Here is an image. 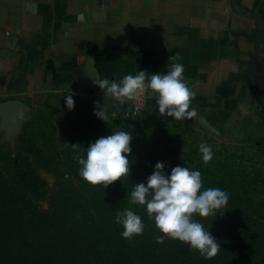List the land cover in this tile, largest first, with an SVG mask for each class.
Wrapping results in <instances>:
<instances>
[{
  "label": "crops",
  "instance_id": "obj_1",
  "mask_svg": "<svg viewBox=\"0 0 264 264\" xmlns=\"http://www.w3.org/2000/svg\"><path fill=\"white\" fill-rule=\"evenodd\" d=\"M172 55L208 120L251 108L250 83L264 76V0H0L3 87L20 70L35 73L33 88L101 101L95 77L164 73Z\"/></svg>",
  "mask_w": 264,
  "mask_h": 264
},
{
  "label": "trees",
  "instance_id": "obj_2",
  "mask_svg": "<svg viewBox=\"0 0 264 264\" xmlns=\"http://www.w3.org/2000/svg\"><path fill=\"white\" fill-rule=\"evenodd\" d=\"M68 93L62 91L54 95V102L34 110L23 124L14 152L0 148V264H226L228 259L217 255L206 258L177 239L157 243L155 237L162 233L145 206L129 204L135 183L145 182L157 161L165 163V173L182 164L201 170L199 141L193 137L180 147L185 144L180 135L155 137L132 129L128 131L132 134L129 176L107 187L93 186L79 175L80 165L74 156L85 154L86 146L100 136L127 130L111 118L102 121L94 115L96 105L76 94L71 93L75 106L68 110L64 99ZM170 142L176 145H161ZM209 163L206 170L211 174V160ZM222 167H226L225 162L218 165L216 180L203 182L206 188L215 183L226 189L227 173H221ZM45 174L54 181L49 183ZM42 200H47L46 207ZM129 207L141 215L145 225L144 232L131 240L121 236L122 226L115 222L117 211ZM193 218L203 222L213 236L232 237L222 230L214 231L210 217L193 214ZM223 247L231 254L230 246ZM235 250L240 259L264 252L258 244L249 250Z\"/></svg>",
  "mask_w": 264,
  "mask_h": 264
},
{
  "label": "rangeland",
  "instance_id": "obj_3",
  "mask_svg": "<svg viewBox=\"0 0 264 264\" xmlns=\"http://www.w3.org/2000/svg\"><path fill=\"white\" fill-rule=\"evenodd\" d=\"M34 74V72L17 70L10 74V87H3L0 83V148L4 151L14 152L17 149L18 136L23 124L32 116L34 110L42 109L44 103L55 101L54 95L67 91L57 87L47 89L31 87L30 85L34 83ZM250 85V92L252 91L254 95V98L251 97L252 107L241 105L240 108L239 106L225 108L221 118L213 122L206 118L207 108L194 102L190 107L196 108L198 113L196 117L177 120L158 115L155 110V95L148 88L143 90L145 102L140 107L135 108L131 100L120 105L118 111L114 107L116 101L109 95L99 101L88 95L71 92L83 101L96 106L99 104L106 111L107 118L119 123L129 132L132 129H139L150 132L155 137L180 135L185 143L178 145L180 147L186 146L194 140V137L199 141L198 150L201 143L211 145L214 153L211 159V174L206 170L210 163L202 160L200 152L198 164L201 166L202 181L206 182L208 179H215L214 175L218 174L219 164L226 163V167H222L221 171L227 173L228 179V182H225V190L229 193L226 209H221L224 211L217 212L214 217L208 216L214 231L218 229L227 236L232 235L229 239L221 234H218L221 237L214 236L221 246L216 255L228 259L226 264H236L237 261L243 264H264V252H260L258 257L247 254V259H240L235 250L239 247L249 250V247L257 244L264 249V113H262L264 112V76L263 79L254 76ZM17 112L23 113L22 118L14 119ZM161 145L173 147L176 143ZM223 157L226 158L222 160ZM45 176L49 183L54 181L51 175L45 174ZM208 185L220 187L215 183ZM203 187L206 188L204 183ZM41 205L46 207L47 200H42ZM241 231L244 234L240 235ZM225 245L232 248L231 254L224 252ZM182 264L191 263L187 261Z\"/></svg>",
  "mask_w": 264,
  "mask_h": 264
},
{
  "label": "clouds",
  "instance_id": "obj_4",
  "mask_svg": "<svg viewBox=\"0 0 264 264\" xmlns=\"http://www.w3.org/2000/svg\"><path fill=\"white\" fill-rule=\"evenodd\" d=\"M169 59L177 62L164 73L157 71L149 75L144 69L137 70L135 75L126 74L119 80L95 77L92 82L102 90L103 95H109L116 101L114 107L117 111L120 105L133 100L138 92L148 88L155 95L158 115L177 120L196 117L197 110L190 105L197 93L184 77L185 65L179 62L178 55H172ZM64 99L67 109L71 110L75 106L73 95L68 93ZM93 111L102 121L107 118L106 111L99 104ZM22 116V112H17L14 119ZM131 140V133L120 130L90 142L83 150L85 154L77 153L74 156L80 165L78 173L81 178L93 186L107 187L113 181L129 176ZM72 145L76 147L78 144ZM199 152L205 163L214 155L211 145L207 143L199 145ZM164 168L165 163L157 161L146 181L135 183L129 204L145 206L149 218L162 233L155 237L157 243L162 244L166 238L177 239L206 258H211L220 250V243L201 222L193 218V214L214 217L217 212L222 213L226 209L229 193L220 187L204 188L199 169L193 170L182 164L165 173ZM115 222L122 226L121 236L128 240L144 232L141 215L131 207L117 211Z\"/></svg>",
  "mask_w": 264,
  "mask_h": 264
},
{
  "label": "built area",
  "instance_id": "obj_5",
  "mask_svg": "<svg viewBox=\"0 0 264 264\" xmlns=\"http://www.w3.org/2000/svg\"><path fill=\"white\" fill-rule=\"evenodd\" d=\"M135 108L140 107L145 102L144 91H140L137 93L136 97L132 100Z\"/></svg>",
  "mask_w": 264,
  "mask_h": 264
}]
</instances>
